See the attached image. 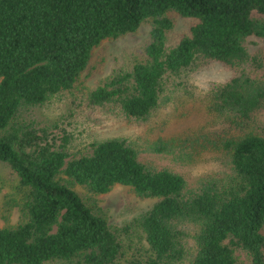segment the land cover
<instances>
[{"label": "trees", "instance_id": "1", "mask_svg": "<svg viewBox=\"0 0 264 264\" xmlns=\"http://www.w3.org/2000/svg\"><path fill=\"white\" fill-rule=\"evenodd\" d=\"M169 13L193 21L167 46ZM145 21L136 56L88 89L86 104L143 121L169 78L220 64L232 74L205 93V109L237 131L219 142L229 168L221 179L188 187L144 166L123 138L69 157L66 137L28 114L71 91L103 40ZM249 36L264 38V0H0V162L24 189L22 220L0 227V264H118V231L67 183L154 199L135 219L146 254L132 264H264V50L249 52Z\"/></svg>", "mask_w": 264, "mask_h": 264}, {"label": "rangeland", "instance_id": "2", "mask_svg": "<svg viewBox=\"0 0 264 264\" xmlns=\"http://www.w3.org/2000/svg\"><path fill=\"white\" fill-rule=\"evenodd\" d=\"M169 15L173 25L167 33V46L187 34L193 21L173 13ZM148 32L149 23L145 21L133 33L103 40L93 49L90 67L81 73L71 91L62 92L50 102L29 110L28 114L41 125L53 129L55 134L66 137L69 157L89 154L91 142L123 138L135 149L137 159L144 166L178 173L188 187H196L199 180L208 177H225L229 168L219 142L237 131L205 109V92L197 87L198 78L214 67H218L217 76L227 80L232 72L220 64L208 62L197 71L169 78L158 106L143 121L126 118L114 105L87 106V90L97 86L112 70L125 68L147 39ZM247 49L251 53L263 51L264 38L249 36ZM259 116L264 121V111ZM67 184L118 231L123 246L118 264H132L133 260L146 254V244L135 219L151 206L154 199L140 198L123 185H113L105 193L91 194L77 184ZM23 192L16 177L0 162V227L14 226L22 220Z\"/></svg>", "mask_w": 264, "mask_h": 264}, {"label": "clouds", "instance_id": "3", "mask_svg": "<svg viewBox=\"0 0 264 264\" xmlns=\"http://www.w3.org/2000/svg\"><path fill=\"white\" fill-rule=\"evenodd\" d=\"M217 72L218 67L210 68L202 78H198L197 87L206 93L211 89L212 85H215L217 87L222 86L226 81L220 79L217 76Z\"/></svg>", "mask_w": 264, "mask_h": 264}]
</instances>
